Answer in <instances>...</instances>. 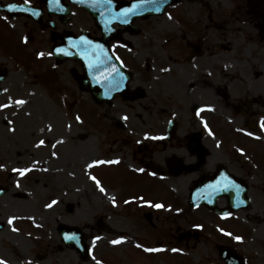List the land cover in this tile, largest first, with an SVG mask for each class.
Segmentation results:
<instances>
[{"label":"flooded vegetation","instance_id":"af4514ba","mask_svg":"<svg viewBox=\"0 0 264 264\" xmlns=\"http://www.w3.org/2000/svg\"><path fill=\"white\" fill-rule=\"evenodd\" d=\"M250 1L238 3L239 14L220 8L184 19L179 35H164L161 18L180 0L132 20H96L80 0H0V104L10 105L0 107V260L90 264L88 224L82 215L70 219L72 203L56 219L61 199L53 189L55 180L70 183L61 174L72 157L65 150L71 134L81 142L88 137L89 100L96 112L97 159L118 161L95 166L94 173L144 234L130 250L197 247L208 236L219 256L220 248H228L238 256L235 264H264V19L249 11ZM99 2L104 9L111 4ZM235 21L244 24V35L230 42L226 35ZM88 47L97 56L111 55L97 57V98L86 89L82 57ZM229 49L235 62L247 57L246 66L234 67L236 74L230 67L201 70L194 64L206 52ZM112 67L119 74L105 81ZM121 77L125 87L115 91ZM239 77L241 82L231 81ZM18 99L26 103L18 106ZM146 133L163 138L147 139ZM39 140L45 144L37 147ZM26 167L31 170L23 176L13 170ZM203 216L210 218L207 226L199 222ZM103 219L95 221L98 229L108 226ZM136 253L143 255L130 252ZM220 260L228 264L229 253ZM138 264L150 263L141 257Z\"/></svg>","mask_w":264,"mask_h":264},{"label":"rangeland","instance_id":"374dc122","mask_svg":"<svg viewBox=\"0 0 264 264\" xmlns=\"http://www.w3.org/2000/svg\"><path fill=\"white\" fill-rule=\"evenodd\" d=\"M181 3L176 6L177 8H172L170 11L164 15L161 19L164 21L166 32L164 35L176 34L179 35L183 26L187 25L186 22L188 18L196 20L197 17L205 18L207 13H215L222 11L220 8L227 9L226 11L239 14L238 3L242 0H180ZM215 8V10H213ZM210 9L211 11H207ZM181 15V16H180ZM180 17V18H179ZM192 22V21H191ZM244 24L241 21H235L231 31H228L226 38L233 42L236 39H242L244 32L241 30ZM249 28V27H247ZM251 33V30L248 31ZM202 34V33H201ZM233 49V48H232ZM232 49L230 51H222L212 55L209 52L204 53L199 56L194 61L197 67L201 70L205 68L215 67L217 71L218 67H230L231 71L235 73L234 67H244L246 66L243 61L245 56L239 57L238 62H235V53ZM165 56V55H164ZM165 64L170 65L171 63L167 60L165 56ZM209 64V65H208ZM233 74H230V77ZM213 76L224 77L223 73H214ZM231 81L237 82L242 81L239 79H231ZM88 111L87 126H86V141L81 142L76 139L74 134L70 135V145L65 150V155L72 156L67 168L61 172L70 180V183H57L55 180V185L53 186L55 197L57 200L61 199L60 202L55 206V218L58 219L63 215L60 213L61 209L65 208V204L72 203V209L74 208L71 220H75L74 216L82 215L83 220L87 222V232L89 235V240L92 241L91 254L87 260H90V264H96V261H100V264H138L143 260L150 264H156L155 260L161 259V264H222L220 260L219 252L217 248L213 247L205 236L206 243H200L197 247H185L183 245L176 248H169L163 251H152L143 252L141 250H130L132 246L139 240V237H143L144 234L138 233L140 230L134 227L131 223L132 219L130 215L128 216V210L123 202L118 201L119 198L113 196L109 191L105 183L102 186L105 188V192H100L94 182L90 179L91 176H96L94 167H87L88 164L92 163L99 157L96 148V128L94 126V118L96 117L95 108L93 104L89 102L86 105ZM10 127H7L9 130ZM95 158V159H94ZM101 172V171H100ZM56 178L58 172H55ZM100 173L98 172V175ZM115 198L116 205L113 206L111 198ZM99 215L103 216V219L108 226L106 228H100L96 226L95 221L99 219ZM210 218L208 216H203L200 218L199 222L202 225L207 226L210 224ZM208 235V233H206ZM149 235V234H148ZM100 237L93 243L94 237ZM214 236L218 239L219 237L214 232ZM121 237L124 239L118 243L113 244L111 241L119 240ZM150 237V235H149ZM220 240V239H219ZM137 251L142 256L137 253L132 257L130 252Z\"/></svg>","mask_w":264,"mask_h":264},{"label":"water","instance_id":"95a60500","mask_svg":"<svg viewBox=\"0 0 264 264\" xmlns=\"http://www.w3.org/2000/svg\"><path fill=\"white\" fill-rule=\"evenodd\" d=\"M99 1L100 0H80V2L90 10L91 14L96 18V20L108 19L109 17L132 20L135 16H145V15H150V14L162 13L164 12L167 5L172 4L174 2H178V0H153V2L151 3L141 4V0H132L128 3L120 4L118 2L112 1L109 7H107V9L106 8L104 9L101 6ZM133 5H140V6L137 7L135 11L131 12L128 15H124L122 13V10L131 9ZM260 6H262L261 0H252L250 3L249 11L260 16L262 19H264V15L259 13ZM157 7H159V11L156 10ZM103 10H105L104 13H103ZM97 57L106 59L107 57H111V55L108 52H104L102 54V57L97 56L95 49H91L88 47L85 57L84 56L82 57L83 60L85 61L86 73H87L86 89L93 94L94 98H97V95L99 93L96 88V79H95L96 67L98 66ZM112 63L117 64V62L113 60H112ZM102 64L104 66L107 65L106 61H103ZM118 65H119V62H118ZM124 87H125L124 84L121 88L116 87L115 91L121 90ZM106 89H107L106 87L103 88V91L105 92ZM201 202L209 204V202L206 200L201 201ZM191 203L196 205L200 202L191 201ZM220 253L223 258H225L227 253H229L230 260L228 264H235L236 262H238L237 260L238 256L235 255L234 250H230L228 248L221 249Z\"/></svg>","mask_w":264,"mask_h":264},{"label":"snow or ice","instance_id":"6c2138e0","mask_svg":"<svg viewBox=\"0 0 264 264\" xmlns=\"http://www.w3.org/2000/svg\"><path fill=\"white\" fill-rule=\"evenodd\" d=\"M25 2H27V0H25ZM108 2H109V4H110V3H111V0H108ZM151 2H153V0H141V4H143V3H151ZM139 6H140V5H133V7H132L131 9L122 10V13H123L124 15H128V14H130L131 12L135 11V9H136L137 7H139ZM8 7H9V9L11 10L12 8L15 7V5H9ZM156 10L159 11V7H157ZM5 19H6V18H5ZM25 39H26V38H25ZM81 39H83V38H81ZM89 43H90V42H89ZM57 51H62V49H57ZM38 55L42 57V56L45 55V53L41 52V53H38ZM48 55H51V53H48ZM113 73H116V74L118 75V74H119V70H118L117 68H115V67H112L111 72L109 73L108 76L104 77V80H105V81H108V80L112 79V74H113ZM113 86H114V87H122V86H123V77H121L119 80H116V81L114 82V85H113ZM25 103H26V101L23 100V99H18V100L15 101V104L18 105V106H19V105H23V104H25ZM9 106H10V105L0 104V107H9ZM75 119H76L77 121H79V120H80V117L77 116ZM123 119H127V117H123ZM9 123H11V122H9ZM204 126H205V128H207V124H206V123H205ZM49 128H50V126H49ZM262 128H264V124H262ZM10 130H13V129H10ZM209 134L211 135L212 133L209 132ZM248 135H252V133L249 132ZM145 136H146L147 139H153V140H155V139H162V138H163V137H157V136H148L147 133L145 134ZM62 142H63V141H58L57 143H62ZM44 144H45V141H44V140H39V141H38V144H37V147L42 146V145H44ZM53 147H55V145H53ZM52 155L55 156L56 153L53 152ZM117 162H118V161H114V160H107V161H105V160H99V159H97V160H93L92 163H90V164L87 165V167H89V168H93V167L98 166V165H101V164H113V163H117ZM33 163H36V162L34 161ZM0 167H3V166L0 165ZM13 170H14V171H17L21 176H23L25 173L29 172L31 169H29V168L26 167V168L13 169ZM136 171H138V172H144L145 169H143V168H137ZM155 174H156V173H154V172L152 173V175H155ZM90 179L94 182L95 186H96L97 188H99V191H100V192H102V193L105 192V188L102 186V182H101L100 179H98L96 176H91ZM141 199H142V198H141ZM111 202H112L113 206L116 205V201H115V198H114V197L111 198ZM128 202H129V201H125V203H128ZM56 203H57V201L53 200V201L51 202V204L46 205V207H51L52 205H54V204H56ZM144 203L150 204L151 207H154V208H157V209H159V208H163V207H164V205H162V204L151 203V202H149V201H144ZM225 215H229V214L226 213ZM11 223H12V219H9V224H11ZM197 227H198V226H197ZM14 231H15V229H14ZM228 235H231V233H228ZM64 239H66V240H77V241H78V237H77L76 235H72V236L65 235ZM98 239H100V237H98V236H97V237H94V238H93V243H95V241L98 240ZM123 239H124V237H121L119 240H113V241H111V243H113V244H118V243H120ZM235 239H236L237 241H239V240H241V237L236 236ZM137 247H142V245H139V244H138ZM90 250H91V249L89 248V252H90ZM157 250H158V249H154V248H146V249H145V251H148V252L157 251ZM173 251H176V249H173ZM0 264H7V262L4 261V260H0ZM96 264H100V261H96Z\"/></svg>","mask_w":264,"mask_h":264}]
</instances>
